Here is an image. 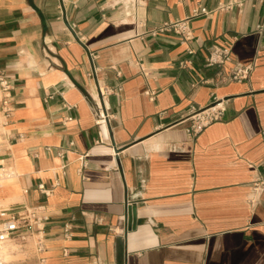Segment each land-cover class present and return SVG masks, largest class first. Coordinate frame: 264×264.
I'll use <instances>...</instances> for the list:
<instances>
[{"label":"crops","instance_id":"obj_1","mask_svg":"<svg viewBox=\"0 0 264 264\" xmlns=\"http://www.w3.org/2000/svg\"><path fill=\"white\" fill-rule=\"evenodd\" d=\"M134 1L0 0V167L13 171L0 205L51 215L44 261L8 245L11 264H264V0ZM200 6L189 42L151 33ZM215 45L233 61L206 66ZM250 63V80L231 79ZM215 102L224 117L189 131Z\"/></svg>","mask_w":264,"mask_h":264},{"label":"built area","instance_id":"obj_2","mask_svg":"<svg viewBox=\"0 0 264 264\" xmlns=\"http://www.w3.org/2000/svg\"><path fill=\"white\" fill-rule=\"evenodd\" d=\"M130 3L134 0H128ZM239 4L238 0H228L227 3L221 6V10H228L235 4ZM208 11L205 7L200 6L196 8L191 15L184 19L173 20L164 22L163 24L156 26L151 30L152 34H158L163 32H173L176 34L182 42H189L194 38V33L191 28V20L199 15L207 14ZM259 30H264V22L259 25ZM188 52H194L193 49L188 48ZM234 53L231 45H215L212 48L209 56L206 58V66H223L227 62L233 61ZM94 72H96L95 67ZM254 71L253 64H237L232 67L230 77L234 81L250 80ZM0 87L3 91L8 92L10 84L3 71L0 70ZM102 96L105 97L109 93L108 89L101 88ZM6 94V97H9ZM7 103V100L3 101ZM101 110L103 109L100 104ZM225 106L223 102H215L210 104L204 109H194L190 114L192 119L191 128L194 134H197L203 127L207 126L215 120H220L224 117ZM10 109L5 111L9 116ZM72 116L68 115L64 118L63 123L71 120ZM98 122H107V113L104 110L101 114V118ZM264 135V129L262 130ZM74 142H70L73 144ZM58 155L64 156V150L58 151ZM85 155L82 157V166L80 171L87 165ZM264 167V160L262 162ZM13 175V171L8 168L0 167V182H3ZM57 184L47 186L45 184H39L38 189L45 193L47 196L51 195ZM253 190L255 192H262L264 190V176H258L253 182ZM127 205H130L127 201ZM50 213L44 204L26 205L22 203H15L11 206L0 205V264H11V260L6 258L3 254V249L9 244H15L19 252L25 254L29 247L34 249V253L39 256L41 262L44 261L42 254L46 250V227L50 221ZM122 226L118 229V233L125 234L129 229V219L127 216H122ZM66 231L69 232V226L66 227Z\"/></svg>","mask_w":264,"mask_h":264},{"label":"water","instance_id":"obj_3","mask_svg":"<svg viewBox=\"0 0 264 264\" xmlns=\"http://www.w3.org/2000/svg\"><path fill=\"white\" fill-rule=\"evenodd\" d=\"M93 66H94V62H93ZM95 75H96V72H95ZM95 82H96V85H97V90H98L99 98H100L101 104L103 106L104 99H103V96H102V93H101V90H100V85L98 83V79H97L96 76H95ZM106 124H107V128H108V131H109L111 140H112V144L115 145L116 142H115V139H114V134H113V130H112L110 121L108 120L106 122ZM136 213H137L136 206L127 205V209H126V212H125V216H127L128 219H129V228L132 227V226H134L136 224Z\"/></svg>","mask_w":264,"mask_h":264},{"label":"bare ground","instance_id":"obj_4","mask_svg":"<svg viewBox=\"0 0 264 264\" xmlns=\"http://www.w3.org/2000/svg\"><path fill=\"white\" fill-rule=\"evenodd\" d=\"M9 245H13V244H9ZM17 249H16V251L19 252ZM3 254L5 255L6 258H8V259L11 258V254L9 252H7L6 247L3 249Z\"/></svg>","mask_w":264,"mask_h":264},{"label":"rangeland","instance_id":"obj_5","mask_svg":"<svg viewBox=\"0 0 264 264\" xmlns=\"http://www.w3.org/2000/svg\"><path fill=\"white\" fill-rule=\"evenodd\" d=\"M13 246L17 247L15 244H13ZM18 248V247H17ZM19 251V249H17ZM25 255H22L21 252L17 253L15 257L11 258L13 260H17L21 257H24Z\"/></svg>","mask_w":264,"mask_h":264}]
</instances>
